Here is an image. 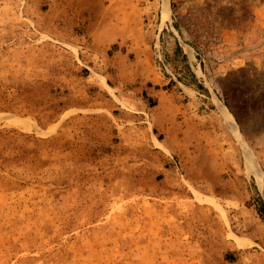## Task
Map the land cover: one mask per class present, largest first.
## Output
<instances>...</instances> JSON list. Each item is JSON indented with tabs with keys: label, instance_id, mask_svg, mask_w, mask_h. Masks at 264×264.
Returning <instances> with one entry per match:
<instances>
[{
	"label": "rangeland",
	"instance_id": "rangeland-1",
	"mask_svg": "<svg viewBox=\"0 0 264 264\" xmlns=\"http://www.w3.org/2000/svg\"><path fill=\"white\" fill-rule=\"evenodd\" d=\"M163 2L0 0V264H264V0Z\"/></svg>",
	"mask_w": 264,
	"mask_h": 264
},
{
	"label": "bare ground",
	"instance_id": "bare-ground-1",
	"mask_svg": "<svg viewBox=\"0 0 264 264\" xmlns=\"http://www.w3.org/2000/svg\"><path fill=\"white\" fill-rule=\"evenodd\" d=\"M161 12H162V15H163V20H166L168 18V8H167V0H164L163 4H162V8H161ZM104 86L108 88L107 84L104 82ZM219 104V103H218ZM222 106V105H221ZM229 117V116H228ZM229 119L231 120V118L229 117ZM232 121V120H231ZM234 126V125H233ZM250 157V156H249ZM255 173V176H256V179H257V183H258V186L264 190V186L262 184V181H261V176H260V172L258 169H255L254 171ZM236 240H238V238L234 237Z\"/></svg>",
	"mask_w": 264,
	"mask_h": 264
}]
</instances>
